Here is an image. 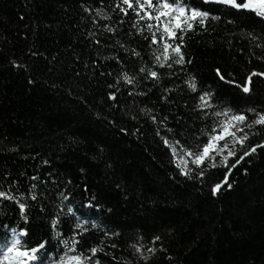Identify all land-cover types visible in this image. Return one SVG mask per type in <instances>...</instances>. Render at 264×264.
I'll list each match as a JSON object with an SVG mask.
<instances>
[{
	"label": "trees",
	"instance_id": "obj_1",
	"mask_svg": "<svg viewBox=\"0 0 264 264\" xmlns=\"http://www.w3.org/2000/svg\"><path fill=\"white\" fill-rule=\"evenodd\" d=\"M119 3L0 0V190L18 188L27 197L37 185L38 200L29 199L34 207L28 212V241L49 239L52 259H58L64 250L59 240L70 243L73 233L83 250L101 244L105 231L118 232L103 237L101 264H123L121 257L131 264H264V147L228 174L231 189L225 185L213 196L210 188L224 180L227 167L210 168L203 184L187 179L170 163L160 138L190 145L201 128L211 129L216 118L203 117L196 108L204 91L214 93L215 108L203 111L264 110V77L253 78L249 94L237 86L250 72H264V60L256 58L262 55L256 45L264 46V24L254 14L191 0V6L221 18L185 34L183 51L192 62L181 71L178 65L169 69L154 63L162 45L151 44L148 21H139L138 33L136 13L129 9L125 15ZM142 67L161 74L158 85L143 79ZM217 68L225 80L216 75ZM124 72L136 77L133 84L119 78ZM190 75L198 81L195 93L184 83ZM109 84L119 88L116 101L107 98L116 90ZM245 130L259 134L249 135L237 156L229 158V167L264 141V126ZM215 163L220 165L219 157ZM33 176L38 179L32 181ZM89 200L99 207L85 208ZM68 206L75 215L67 214ZM58 213L61 222L53 230L50 220ZM77 218L86 221L87 233L75 229ZM93 221L98 229L91 228ZM0 224L17 231L25 227L18 207L6 200H0ZM157 235L162 239L153 244ZM133 243L157 251L145 262L134 254Z\"/></svg>",
	"mask_w": 264,
	"mask_h": 264
},
{
	"label": "snow or ice",
	"instance_id": "obj_2",
	"mask_svg": "<svg viewBox=\"0 0 264 264\" xmlns=\"http://www.w3.org/2000/svg\"><path fill=\"white\" fill-rule=\"evenodd\" d=\"M103 3V0H101ZM124 5L126 7L121 6ZM202 5L216 4L222 5L226 9H235L237 11H243L245 15L254 14L255 17L259 18L261 24H264V0H201ZM119 11L128 14V10H132L136 13L137 21L134 22L133 27L139 33L142 31L140 27H137L139 21H148L146 27L151 31V44H160L162 48L158 50L155 54L154 63L159 67H167L171 69L173 65L181 66V71H183V66L187 63L190 64L191 60H186L185 53L183 51V46L185 44V34L194 31L197 26L204 28L208 20H219L221 17L218 15H213L210 11L203 10L200 7L191 6V0H120V3L116 5ZM85 11H88L85 8ZM102 14V9L96 10V15L100 16ZM22 19V17H21ZM155 20V24L151 21ZM104 28L108 32H113L115 29L104 25ZM155 29V31H152ZM90 36H94V33H89ZM252 35V33H248ZM255 39V37H253ZM96 44H100L99 40L95 41ZM257 48L262 49V55L256 57L257 59L264 60V46L256 45ZM36 55V53H32ZM133 55H138V53H133ZM255 55V53H253ZM116 59V57H113ZM15 64V62H13ZM96 64V60L92 61ZM216 75L220 80H225V76L220 68L215 70ZM140 73L143 74L144 80H152L157 85L161 80V74L155 69L141 68ZM173 73H168L172 75ZM104 75V73H101ZM264 77V72L252 71L248 74L247 79L241 84L237 85L240 90L249 94L251 89V83L254 77ZM121 78L126 84H133L136 77L129 76L128 73H121ZM31 83V81H29ZM231 82V81H230ZM188 89L195 93L198 91V81L195 76H189L187 80L184 81ZM109 89L115 88V91H109L107 98L112 101L117 100V92L119 88L115 84H109ZM151 91V89L149 90ZM169 91V89H165ZM133 95V93H129ZM139 95H145L141 92ZM163 98V97H162ZM214 98V93L210 91H204L200 93L199 100L197 102L196 108L202 111L203 117H215L211 129L201 128L197 136L193 138L190 145L182 144L179 139H169L166 136H160L159 130L157 131V136H160L163 145L170 151L171 160L178 170L181 176H184L190 180H199L202 184L206 182V174L210 168L216 167H227L225 172V178L219 183H215L211 186L210 192L213 196L219 194L223 186L231 189L233 185L228 183V174L232 169L236 168L237 165L241 163L245 157L256 153L258 148L264 147V141L260 144L254 145L247 151H244L235 163L228 166L229 158L236 157L237 153L243 148L245 142L249 138V135H257L258 132L246 131L245 129H253L256 126H264V110H258L255 107H249L244 110H235L230 106L224 107L222 111H203L204 109L215 108L212 103ZM141 109V112H144ZM251 113L254 118L249 120L248 116L245 114ZM99 117L100 114L97 113ZM168 117H164L160 121L164 124ZM152 120L155 121L156 117L153 116ZM122 132H126L127 129H121ZM168 133H173L172 128H167ZM237 145L240 147L237 148ZM219 157L220 165L215 163V158ZM212 163H208L209 161ZM247 171V170H245ZM38 177H31L32 181L37 180ZM16 185V181L12 182V186ZM37 185L33 183L29 189L28 196L19 192L18 188L15 191L11 190H0V200H6L14 204L19 209V218L25 224V227H21L19 231L16 228H10L7 224H0V228L5 229L4 232L0 233V264H101V260L98 257L99 253H103L104 249L101 246L103 243L104 236H118V232H107L103 233L100 237L101 244H94L88 248L80 250L78 245L81 241L76 238L77 233H73V239L69 243L66 239L59 240V244L64 246V250L58 254V259H52V249L49 247V239L40 241L39 243L30 244L27 237L29 236V231L27 228L30 218L28 215L29 210L34 207L33 203H29V199L32 202L38 200V194L36 192ZM23 198V202H22ZM67 200L68 197H63ZM94 199V197H93ZM85 208L99 207V205H94L92 200H89L85 205ZM41 212L44 211L43 205H41ZM75 209L72 206L67 207V214L75 215ZM60 215L57 214L53 216L50 220V224L53 230H56L60 225ZM86 221L82 218H77L75 223V229L80 230V235H83L89 231L85 226ZM100 226L96 222H91L92 229H98ZM10 228V236L8 235V230ZM59 231H54V235L59 237ZM142 239V237L138 238ZM162 238L160 236H153L152 243L160 241ZM112 248H116L117 245L113 243ZM133 248L134 254L139 255V259L145 262L150 261L151 257L156 253L157 248L145 247L144 244L133 243L130 245ZM147 252L148 255L144 253ZM105 255L111 256L113 260L117 257L113 256L111 252L104 253ZM123 264H131V261L124 260Z\"/></svg>",
	"mask_w": 264,
	"mask_h": 264
}]
</instances>
